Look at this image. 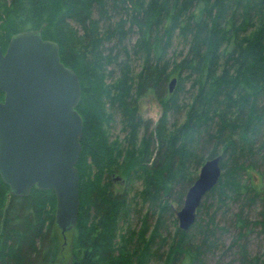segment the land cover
<instances>
[{
    "label": "trees",
    "instance_id": "16d2710c",
    "mask_svg": "<svg viewBox=\"0 0 264 264\" xmlns=\"http://www.w3.org/2000/svg\"><path fill=\"white\" fill-rule=\"evenodd\" d=\"M72 21L82 31L77 53L66 45L67 31L79 32ZM28 29L59 43L61 60L81 86L73 264H204L225 230L216 214L232 202L241 211L232 219L238 232L228 247L235 252L231 264H264V252L252 256L247 241L254 228L264 237V0H0L3 51L7 31L11 38ZM176 39L187 47L180 58L169 54ZM132 55L143 59L138 73ZM187 81L191 95L181 102ZM150 94L163 107L155 125L139 111L140 99ZM173 111H184L185 118L170 128ZM117 115L122 136L112 138ZM217 155L220 181L183 230L176 212L202 164ZM256 204L259 219L252 221L243 207ZM56 208L53 189L33 187L17 196L0 176V264H55Z\"/></svg>",
    "mask_w": 264,
    "mask_h": 264
},
{
    "label": "water",
    "instance_id": "95a60500",
    "mask_svg": "<svg viewBox=\"0 0 264 264\" xmlns=\"http://www.w3.org/2000/svg\"><path fill=\"white\" fill-rule=\"evenodd\" d=\"M176 78L170 82L173 91ZM0 176L12 194L33 187L53 189L55 223L74 228L80 210L83 118L77 110L81 86L75 70L61 60L60 46L38 29L15 33L6 51L0 43ZM221 155L207 159L177 211L178 225L189 230L207 192L220 181Z\"/></svg>",
    "mask_w": 264,
    "mask_h": 264
},
{
    "label": "rangeland",
    "instance_id": "374dc122",
    "mask_svg": "<svg viewBox=\"0 0 264 264\" xmlns=\"http://www.w3.org/2000/svg\"><path fill=\"white\" fill-rule=\"evenodd\" d=\"M75 28L79 29V32H76L75 30H68L65 38H66V45L68 49H70L73 52H78L77 43H78V35L81 31L79 25L72 21L71 23ZM77 35H76V34ZM81 34V33H80ZM136 40V35L132 34L129 39L127 40L128 45L130 48L134 44ZM10 41V34L9 31L5 33V35L2 38V44L5 45V47L8 46V43ZM70 43V44H69ZM72 44V45H71ZM110 46V44H108ZM187 51V47L184 43L179 41L178 39L175 40L173 47L169 51V54L172 55L173 52L176 56L182 57ZM143 65V59H140L134 55H132V66L134 69V72L138 73L142 69ZM118 75V73H115V77ZM114 78V75L112 76ZM109 81H113L112 78L108 79ZM191 81L186 82L185 89L181 91L180 101H188L191 95V92L189 91L191 88ZM175 89V88H174ZM139 111L141 115L145 119H150L153 121V125H155L159 118L161 117L163 113V107L161 103L153 96L145 95L143 96L139 101ZM184 111L182 112H171L168 118V126L170 128H173L174 124H178L184 120ZM110 132L112 135V138L115 136H122L121 131V123H120V116L117 115L114 119V121L111 123ZM203 165V164H202ZM260 173H263L262 176H259L263 178L264 180V164L260 165ZM200 172V169H199ZM198 172V174H199ZM197 174V176H198ZM259 181V179H256ZM115 188L116 190H119L122 186V182H120L119 179L115 180ZM136 189L142 188V183L139 181L135 185ZM173 205L176 206L175 203ZM140 207V205H139ZM260 206L259 204H256L255 206L249 205L246 207H243V215L247 216L250 220L254 221L259 219V212ZM142 213L145 214L147 212V207L142 205L141 206ZM238 211H241V205L240 203H230L228 206L221 208L218 210L216 214V222L220 227H223L225 230L221 232V235L217 238V244L215 247H213L210 252H208L205 255V263L204 264H231V261L235 259V252L234 250L229 249V245L231 244V241L234 236H236L238 230L237 227H231L232 225V219L233 215L237 213ZM177 213V212H176ZM177 217V215H176ZM130 220L132 222V226L135 228H138L140 226V221L136 213H133L130 216ZM178 221V219H177ZM152 224H154L155 220H151ZM169 230L171 232L174 231V224L172 222H169ZM179 226V225H178ZM259 228H254L247 237V241L249 243L248 250L249 253L252 256L260 255L264 252V237L259 233ZM72 229L68 230L66 232H62L59 228V236H60V246L59 251L57 254V260L55 264H73L72 260V250H71V240H72ZM157 260L150 261L149 264H156ZM234 264H238L237 262H234Z\"/></svg>",
    "mask_w": 264,
    "mask_h": 264
},
{
    "label": "flooded vegetation",
    "instance_id": "af4514ba",
    "mask_svg": "<svg viewBox=\"0 0 264 264\" xmlns=\"http://www.w3.org/2000/svg\"><path fill=\"white\" fill-rule=\"evenodd\" d=\"M4 97H5V94H4ZM0 100H4V98L0 99Z\"/></svg>",
    "mask_w": 264,
    "mask_h": 264
}]
</instances>
